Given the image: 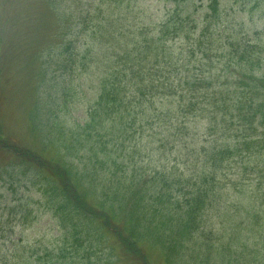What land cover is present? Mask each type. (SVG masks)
Instances as JSON below:
<instances>
[{"label":"rangeland","instance_id":"374dc122","mask_svg":"<svg viewBox=\"0 0 264 264\" xmlns=\"http://www.w3.org/2000/svg\"><path fill=\"white\" fill-rule=\"evenodd\" d=\"M217 1L220 21L212 27V38L201 40L200 48L202 43L204 47L198 56L207 61L205 51L214 64L210 73L207 65L204 75L213 84L206 92L207 101L220 93L235 98L241 93L250 99L264 96V0ZM181 4L183 14L188 7V13L201 20L210 0H188L186 6L182 0H133L130 6L138 13L139 24L157 27ZM92 5L97 2L0 0V250L7 251L19 240L42 250L44 246L59 250L74 229L86 249L96 253L95 264H264V123L260 116L248 127L237 112L224 117L223 112L205 108L203 120L190 123L198 134V145L190 147L197 152L190 157L182 127L172 125L173 117L167 123L148 118L144 127L130 128L129 139L119 144L102 134L100 140L111 142L109 159L101 158L111 166L93 169L98 180L92 188L80 160L86 151L77 145L73 151L63 148L89 120L98 95V75L79 70L84 61L77 55L83 53L84 40L74 37L84 34L76 21L86 17ZM227 62L233 68L221 75ZM188 70L191 76L194 66L183 67L181 76L186 77ZM161 104L172 108L168 99L152 100L148 105L149 112L155 109L152 116L160 114ZM197 148L214 149V158L209 160L208 153ZM111 158L117 159V165ZM198 159L199 171L208 164L214 176L207 188L205 184L212 194L198 218V234L187 237L181 247L170 243L178 253L165 254L159 247L147 248L145 242L136 246L128 234L131 202L114 205L116 191L137 175L143 182L136 189H150L157 171L172 181L179 178V197L186 196L188 189L179 186L192 175L189 164L192 167ZM157 181L161 182L159 177ZM90 189L96 198L89 197ZM70 213L79 217L76 222L68 220ZM152 213L150 207L143 211L147 218ZM146 231H151L149 226ZM36 242L40 243L35 246Z\"/></svg>","mask_w":264,"mask_h":264},{"label":"trees","instance_id":"16d2710c","mask_svg":"<svg viewBox=\"0 0 264 264\" xmlns=\"http://www.w3.org/2000/svg\"><path fill=\"white\" fill-rule=\"evenodd\" d=\"M93 1L97 2V5H92V10L87 12V16L76 21V25L83 28L84 34L80 37L77 33L74 37L84 40L83 53L77 55L84 61L79 70L82 69V74L88 76L89 74L92 77L98 75L96 77L98 95L90 107L89 120L87 119L85 124L78 128L79 132H76L74 141L70 138L66 144L63 143V148L68 151H73L75 145L86 151V157L80 160L84 162L83 172L85 171V179L89 181L91 188L97 186L98 180L96 178L98 173L95 174L93 169L97 166L102 168L111 166H106V162L102 159L103 156L109 159L111 141L108 139L103 142L102 140L111 136L112 141L117 140L119 144V140L128 138L130 128L133 127L134 130L136 126L144 127L143 123L148 118L153 122L156 119L162 122L164 119L167 123L173 117L172 125L177 123L182 127V140H186L187 152L185 153L188 157L197 152L195 147H190L198 145V134L193 133L190 123L203 120L205 108L211 113L223 112L224 117L237 112L240 122L248 127L254 125L252 121L258 116L262 120L261 123H264V103L261 100L264 96L261 94H257L256 99H250L246 93H241L236 98L229 97L227 93H220V97L209 98L207 101L206 92L213 89V84L208 82L204 75L208 69L207 65H209L208 73H210L214 64L205 51L204 56L207 61L204 58L198 59V56L204 47V41L201 40L206 36L212 38V27L220 21L217 0H210L208 12L201 20L197 19L195 13H188V7L183 14V4H181L168 15L165 22L157 27L139 24L138 13L134 11V7L130 6L133 0ZM187 1L182 0V3L186 6ZM61 2L62 0H59V3ZM190 3L194 8L193 3ZM201 42L203 43L200 48ZM177 44H180L179 47H175ZM177 49H180V52H177ZM181 58L187 60L182 61ZM241 59L242 62L247 61L245 56ZM248 63L247 61L246 65ZM189 65L194 66V73L190 76L188 70L186 77L181 76L182 68ZM228 68H233L231 62L222 64L220 74L227 73ZM235 90L243 91L237 87ZM156 99L170 100L172 108L167 109L161 104L163 109L158 108L160 114L152 116L155 109L149 112L148 105ZM206 101L207 104H205ZM253 105H257L259 110H255ZM180 117L183 121L178 122ZM102 134L104 137L100 140L99 136ZM192 139H195L194 143L190 142ZM48 140L51 139L48 138ZM99 146L100 150H98ZM119 147L121 145L117 148L122 153ZM197 149L201 150V153L207 152L209 160L214 158L216 152L214 149ZM181 152L184 153L183 148ZM111 161L113 166L117 165L116 158H111ZM199 162L200 159L192 164V167L189 164L192 175L181 180L185 184L182 183L179 187L187 188L189 191L186 196L179 197L180 190L176 186L180 183L179 178L177 181H172L169 180V176L161 175L157 171L151 178L150 189L145 187L141 190L136 189L143 182L142 177L137 175L139 177H133L128 186L122 184L116 191L114 194L116 201H112L114 205L120 204L121 207L131 202V213L127 218L128 234L136 246L139 247L140 243L145 242L147 248L153 245L159 247L165 254L178 253L175 251V246H169L170 243H175L174 245L178 243L181 247L180 243L188 240L187 237L198 234L200 230L198 218L209 204V196L212 194L206 188L214 180L213 174L207 168L208 164L202 166L203 171H199ZM158 177L160 183L157 181ZM146 183L149 184V182ZM90 193L92 195L89 197L96 198L91 189ZM175 193L177 197H174ZM83 194H86V187L83 189ZM149 207L154 210L152 213L154 218L152 215L147 218L143 214V211H147ZM85 212L88 213L86 210ZM91 212L94 213L92 210ZM100 212L107 215L104 210ZM68 218L69 221L76 222L79 217L70 213ZM159 218L161 219L158 221ZM144 222L148 225H142ZM146 226H149L151 231H146ZM76 231L73 229L72 236L65 240L63 248L59 250L45 246L42 250L41 247H34V245L33 248L23 245L22 240H19L7 251L0 250V264H95L92 256L96 253L86 249L84 241L80 240V235ZM39 243L36 242L35 246ZM91 245L89 243V246ZM167 259H169L168 255Z\"/></svg>","mask_w":264,"mask_h":264}]
</instances>
